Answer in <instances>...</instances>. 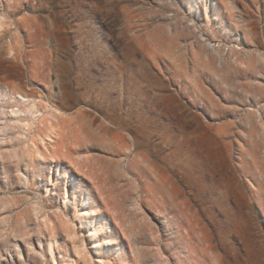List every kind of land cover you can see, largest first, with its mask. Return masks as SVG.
I'll return each instance as SVG.
<instances>
[{
    "label": "rangeland",
    "instance_id": "374dc122",
    "mask_svg": "<svg viewBox=\"0 0 264 264\" xmlns=\"http://www.w3.org/2000/svg\"><path fill=\"white\" fill-rule=\"evenodd\" d=\"M0 264H264V0H0Z\"/></svg>",
    "mask_w": 264,
    "mask_h": 264
},
{
    "label": "bare ground",
    "instance_id": "6f19581e",
    "mask_svg": "<svg viewBox=\"0 0 264 264\" xmlns=\"http://www.w3.org/2000/svg\"><path fill=\"white\" fill-rule=\"evenodd\" d=\"M2 107H4V106H2ZM2 113H6L5 109L2 111ZM193 170H194V173H198L200 176H203L202 169H200L198 165H195ZM216 181H217V179H216Z\"/></svg>",
    "mask_w": 264,
    "mask_h": 264
}]
</instances>
